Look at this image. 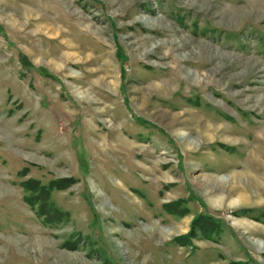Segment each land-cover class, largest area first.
<instances>
[{"label":"rangeland","instance_id":"1","mask_svg":"<svg viewBox=\"0 0 264 264\" xmlns=\"http://www.w3.org/2000/svg\"><path fill=\"white\" fill-rule=\"evenodd\" d=\"M0 264H264V0H0Z\"/></svg>","mask_w":264,"mask_h":264},{"label":"bare ground","instance_id":"2","mask_svg":"<svg viewBox=\"0 0 264 264\" xmlns=\"http://www.w3.org/2000/svg\"><path fill=\"white\" fill-rule=\"evenodd\" d=\"M237 200H238L237 203H243L244 202V198L242 196H239V198Z\"/></svg>","mask_w":264,"mask_h":264},{"label":"trees","instance_id":"3","mask_svg":"<svg viewBox=\"0 0 264 264\" xmlns=\"http://www.w3.org/2000/svg\"><path fill=\"white\" fill-rule=\"evenodd\" d=\"M29 188H32V186L30 185V187ZM25 199H26V197H25ZM191 231V233L190 234H193V231L192 230H190ZM190 234H188V235H190ZM187 237V236H186ZM178 240H180V239H178ZM188 240V238H185V240L184 241H187ZM181 241V240H180ZM182 242V241H181ZM182 245V244H181Z\"/></svg>","mask_w":264,"mask_h":264}]
</instances>
